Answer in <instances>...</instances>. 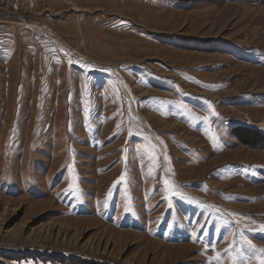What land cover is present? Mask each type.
<instances>
[{
    "label": "rangeland",
    "instance_id": "rangeland-1",
    "mask_svg": "<svg viewBox=\"0 0 264 264\" xmlns=\"http://www.w3.org/2000/svg\"><path fill=\"white\" fill-rule=\"evenodd\" d=\"M238 124L264 137V0H0V264H259Z\"/></svg>",
    "mask_w": 264,
    "mask_h": 264
},
{
    "label": "trees",
    "instance_id": "trees-1",
    "mask_svg": "<svg viewBox=\"0 0 264 264\" xmlns=\"http://www.w3.org/2000/svg\"><path fill=\"white\" fill-rule=\"evenodd\" d=\"M238 139L245 144H251L257 146L264 142V137L258 132V130L242 127L236 131Z\"/></svg>",
    "mask_w": 264,
    "mask_h": 264
},
{
    "label": "snow or ice",
    "instance_id": "snow-or-ice-1",
    "mask_svg": "<svg viewBox=\"0 0 264 264\" xmlns=\"http://www.w3.org/2000/svg\"><path fill=\"white\" fill-rule=\"evenodd\" d=\"M71 63V62H70ZM213 139L215 140V137H213ZM125 179V176H124V174H122L121 175V177H120V181H123ZM120 181H118V182H120ZM163 183L165 184V185H168L169 184V181L167 180V179H165L164 181H163ZM70 191H74V189H72V186L70 185V189H69ZM260 230L261 231H264V225H261L260 226ZM261 252H264V249H261L260 250ZM259 264H264V258H262V259H260L259 260Z\"/></svg>",
    "mask_w": 264,
    "mask_h": 264
},
{
    "label": "flooded vegetation",
    "instance_id": "flooded-vegetation-1",
    "mask_svg": "<svg viewBox=\"0 0 264 264\" xmlns=\"http://www.w3.org/2000/svg\"><path fill=\"white\" fill-rule=\"evenodd\" d=\"M242 127H245V128H250V127H247V126H242V125H237V126H234L232 129H231V132L234 134V133H236V131L238 130V129H240V128H242ZM250 129H253V128H250ZM254 130H256V129H254ZM237 138H238V136H237Z\"/></svg>",
    "mask_w": 264,
    "mask_h": 264
},
{
    "label": "bare ground",
    "instance_id": "bare-ground-1",
    "mask_svg": "<svg viewBox=\"0 0 264 264\" xmlns=\"http://www.w3.org/2000/svg\"><path fill=\"white\" fill-rule=\"evenodd\" d=\"M206 147V146H205Z\"/></svg>",
    "mask_w": 264,
    "mask_h": 264
}]
</instances>
